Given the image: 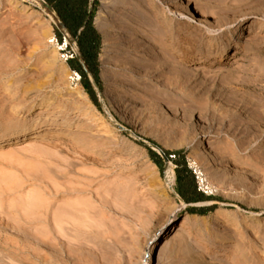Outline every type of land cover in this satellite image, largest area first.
Listing matches in <instances>:
<instances>
[{
	"label": "rangeland",
	"instance_id": "1",
	"mask_svg": "<svg viewBox=\"0 0 264 264\" xmlns=\"http://www.w3.org/2000/svg\"><path fill=\"white\" fill-rule=\"evenodd\" d=\"M102 1L91 0L96 28ZM183 1L125 0L113 7L108 34L99 32L98 81L88 72L95 103L82 81L71 79L53 37L62 35L66 50H77L76 43L49 9L40 0H0V137L42 129L0 146V256L10 264H39L32 252L61 232L57 212L91 197L63 196L60 176L69 185L92 178L86 192L108 196L120 212L107 213L104 234L79 229L78 244L91 239L90 250L63 249L68 259L56 264H264V0H189L187 12ZM143 9L145 17L168 19L170 52L185 70L170 83L161 62L154 72L148 68L162 50L137 40ZM233 38L237 44L222 51L221 43ZM149 149L163 159L162 172ZM174 151L203 174L205 187L191 169L211 201L191 205L178 194L172 159L180 156L168 161L163 153ZM186 213L191 217L183 222ZM165 217L170 221L161 227ZM47 220L55 222L53 234ZM16 222L26 223L28 236L11 227Z\"/></svg>",
	"mask_w": 264,
	"mask_h": 264
},
{
	"label": "bare ground",
	"instance_id": "2",
	"mask_svg": "<svg viewBox=\"0 0 264 264\" xmlns=\"http://www.w3.org/2000/svg\"><path fill=\"white\" fill-rule=\"evenodd\" d=\"M124 1L125 0H103L102 1V7H101L100 11L98 12V15L96 17V22H95L96 23V26H97V30L100 33H104V34L107 33L108 34V32L106 31L107 30L106 29L107 28L106 20L109 17V15L112 13L113 7L115 5L124 3ZM191 5L192 4L190 3L189 0H187V1L185 0V1H183L182 7L184 8V11L187 12V8L188 9H191ZM142 7H143V5H142ZM148 12H149V10L143 9L142 13H140V15L138 17L139 19L141 18V22L139 23V25H140V27L142 26V30L144 31V33H143V35L141 34V36H139V38H137V40H140V44H139L140 46H145L147 44L148 45H156L157 48H159V49L162 50V53L159 56H153V55H151L152 56V58H151L152 63H150V65H148V68L154 72V71L157 70L155 68V67H157V64H155V62H157V63H158V61H159V63L161 62V64L164 66V75H165V78L164 79H165V82L166 81L169 82V80L172 79L170 77L174 73L184 72L185 70H184V68H182L180 66H177L175 64L176 63L175 57L170 52V48H172V46L174 45V38L171 36V34L169 32V28L167 29V24H166V28H165V24H163V23H168V19L165 18V17L156 16V15H152L150 18L149 17H145L144 16V13H148ZM200 13H201L200 15L204 18L205 21H207L209 23H212L209 20V19H211V17L209 15H207L206 12H200ZM236 44H237V42L234 40V38L231 39V40H228V41H224V42L221 43L222 51H225V50L228 49L229 46H231V45H234L235 46ZM153 47L151 46V48H153ZM145 48L148 49L150 47L145 46ZM104 53H108V51L107 50H104ZM73 89H74L75 93L77 94V97L79 98L78 100L83 105H87L89 99H88L86 93H83L79 88H77V86L75 88H73ZM83 114L84 115H88L89 117H91V119H95V116L92 113H88L86 111H83ZM35 129L36 130H31V129L29 130L28 128H22V129H19V130H7V131L3 132V135L0 137V146L2 147L4 145L10 144V143H16V142H19V141H22V140H26V139L31 138V137H37L38 136L37 132L41 131L42 129H41L40 126L37 127V128H35ZM100 129H101V127H100ZM191 164L192 165H195L196 162H192ZM59 178H60V180L62 182L61 183V186H63V189H64V192L62 193L63 196H66V195H78L80 197H83L84 195L90 193L91 194V197L85 198V199L72 200V201H70L68 203H65V205L63 206V209L61 210L62 213H61L60 210H59L60 212H57V213H60L59 214V217H58V221H55V220H53V221L57 222V225L59 227H56V228H58L59 231H61V232H59L57 230L59 233L56 232V233H58V235L55 236V240H54V241H56L55 244L53 243L54 242L53 241L52 242L53 244L52 243H46L45 245H38V247L36 246V248L34 249L35 252L34 253L32 252L33 257L36 256L35 257L37 259L36 261H38L39 264H52V263L53 264L54 263L56 264V263H59V262H62L63 263V261H66L68 259V258L67 259L66 258H63V256H61V254H59V253L62 252L63 249L68 250V253L67 252L66 253L69 255V253L75 254V251L78 252V250H79L78 247H81V250L84 247L85 248L86 247L88 248L89 247L88 246L89 243L92 244L91 243L92 241H90L91 239L90 240L88 239L86 241L83 240L84 242H87L88 241L87 243H85V245L87 244L86 246L83 245V244L79 245L80 244L79 243V241H80L79 238H81V237H80V235L79 236L77 235L79 232L78 233H76V232L79 231V229H81V230L82 229H84V230H88V229L91 230V229H94L96 227L102 229L100 231L98 229H96L97 231H99V233L102 232V231H107L106 230V229H108V228H106V226H107V220H108L107 213L108 212L110 213L111 211L114 213V210L119 211L115 207H113V204H110L111 202L108 201V199H109L108 196H106V195L105 196H102L103 195L102 194V195H98V196L96 195V197H94L95 195L93 196V193L92 192H86L85 189L88 190V189L91 188L90 183L93 182V179L92 178H87L88 181L85 182V183H81V182L78 183L77 182L78 184L77 183L75 184L76 181L73 180L70 183V185L67 184L66 178H64L63 176H60ZM199 180L201 182V185L203 187H205L206 186V180H205V178H204V176H203L202 173H199ZM41 200H42V198H41ZM94 203H96L95 204L96 206L94 205ZM57 213L56 214L54 213V214L57 215ZM185 215L186 216H184L183 222L188 221L190 219V217H191V214H189V213H186ZM96 218H98V219H96ZM47 219H49V218L47 217ZM95 219L97 220V222H96ZM20 220H22V219H20ZM20 220H19V223H20ZM56 220H57V218H56ZM99 221H100V223H99ZM168 221H170V217H165L164 220H163V222L160 224V226L161 227L162 226H165V224H167ZM94 222H96V223H94ZM19 223L17 224V222H16L17 226L14 225V227H13V225L11 226V224H9V225L12 228H15L21 234L27 235L29 231H28L27 227L25 226L26 223L25 222H23L22 224H19ZM54 223L52 224L49 220H47V222L45 223V225H46L49 233H52L53 234V232H54L53 227H55L54 226ZM108 223H109V221H108ZM94 224L95 225L97 224V226H95ZM103 229H105V230H103ZM104 233H106V232H102V234H104ZM102 234H101V236H102ZM111 234H112V231H111ZM21 237H22V235H21ZM104 238H105V236H104ZM49 239L51 240V238H49ZM94 240H95V238H94ZM180 240L182 241V239H180V238L175 239V241L177 243H179ZM115 243H116V241H115ZM221 245L224 246L225 243H221ZM7 246H10L11 249L13 248L11 245H7ZM92 246L95 248V246H99V245H91V247ZM95 249H97V247ZM98 249L100 250V248H98ZM84 250L85 249H83L82 251H84ZM222 251H223L222 249H218L217 252H216V254H214V255H216V256L217 255H221ZM98 255H100V253ZM103 255H101V256L103 257ZM104 256L106 257V255H104ZM107 258H108V256H107ZM75 259H76V257H75ZM79 259H81V258H79ZM79 259H78V262L80 261ZM75 262H77V261H75ZM0 264H10V263L7 262L4 259V257H1L0 256Z\"/></svg>",
	"mask_w": 264,
	"mask_h": 264
},
{
	"label": "trees",
	"instance_id": "3",
	"mask_svg": "<svg viewBox=\"0 0 264 264\" xmlns=\"http://www.w3.org/2000/svg\"><path fill=\"white\" fill-rule=\"evenodd\" d=\"M48 6L56 12L59 27H62L69 38L76 43L78 55L68 63L72 70L81 75L82 85L85 91L95 101L94 91L88 79V72L94 75L98 81L97 58L101 44L100 33L94 25L95 7L91 0H45ZM57 36V35H56ZM59 43L63 42L62 35L57 36ZM151 157L162 172L163 159L149 149ZM183 151L165 152V155L176 163V189L178 194L187 204H197L203 201H211V197L198 190L195 175L188 167ZM202 209H191L190 213L202 212Z\"/></svg>",
	"mask_w": 264,
	"mask_h": 264
},
{
	"label": "built area",
	"instance_id": "4",
	"mask_svg": "<svg viewBox=\"0 0 264 264\" xmlns=\"http://www.w3.org/2000/svg\"><path fill=\"white\" fill-rule=\"evenodd\" d=\"M40 1L49 9L48 16L50 17L51 21L58 27L59 21L57 19V15L55 11L50 6H48L45 0H40ZM53 40L56 41L57 45L59 46V50L62 54L63 61L69 62L71 59H73L75 56L78 55V50H75L71 47H70L71 48L70 50H66L68 48V44L66 42L59 43L58 39H56V36L53 37ZM76 49H77V46H76ZM71 79L76 84L80 83L81 75L77 71L71 70ZM191 169L194 170L198 184L199 186H201L198 173L193 167H191Z\"/></svg>",
	"mask_w": 264,
	"mask_h": 264
},
{
	"label": "water",
	"instance_id": "5",
	"mask_svg": "<svg viewBox=\"0 0 264 264\" xmlns=\"http://www.w3.org/2000/svg\"><path fill=\"white\" fill-rule=\"evenodd\" d=\"M163 153L165 154V152H163ZM165 156H166V155H165ZM166 159H167L168 161H170V160H169V157H167V156H166Z\"/></svg>",
	"mask_w": 264,
	"mask_h": 264
},
{
	"label": "crops",
	"instance_id": "6",
	"mask_svg": "<svg viewBox=\"0 0 264 264\" xmlns=\"http://www.w3.org/2000/svg\"><path fill=\"white\" fill-rule=\"evenodd\" d=\"M53 9V8H52ZM56 13V12H55ZM191 205H195V204H191Z\"/></svg>",
	"mask_w": 264,
	"mask_h": 264
}]
</instances>
